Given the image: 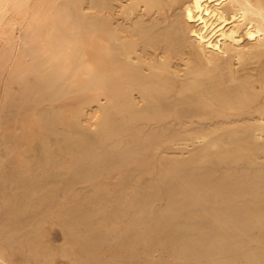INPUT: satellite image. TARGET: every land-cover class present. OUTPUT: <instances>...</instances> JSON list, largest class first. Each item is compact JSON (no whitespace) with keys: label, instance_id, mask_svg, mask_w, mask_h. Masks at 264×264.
<instances>
[{"label":"bare ground","instance_id":"obj_1","mask_svg":"<svg viewBox=\"0 0 264 264\" xmlns=\"http://www.w3.org/2000/svg\"><path fill=\"white\" fill-rule=\"evenodd\" d=\"M96 1L99 13L91 15L83 0H0V80L6 72L17 80L2 94L0 124L9 110L23 107L26 101L61 99L73 91L72 80L81 74L87 78L83 88L97 91L96 97L73 110L71 126H62L60 112L45 119L50 130L73 140L71 147L78 144L85 151L83 157L95 160L100 149L108 155L117 145L137 140L153 116L176 120L178 126L165 138V149L152 132L139 151L144 157L161 153V168L171 167L166 185L180 184L186 191L193 187L189 183L213 181L209 175L222 165V176L214 180L222 194L264 199L258 187L264 182V162L260 160L264 156V0ZM85 32L102 38L103 57L97 71L86 59ZM18 55L26 62L22 70L11 67ZM30 72L37 76L33 84L25 80ZM118 129L125 133L111 141V132ZM168 132L165 127V135ZM20 136V131L0 132V214L14 221L0 223V264H12L11 257L19 247L6 235L12 237L23 229L18 222L23 213L45 201L53 203L58 188L70 191L76 183L87 181L85 171L67 164L52 165L45 155L28 173L19 171L14 140ZM171 148L180 153H171ZM205 156L210 159L203 160ZM185 159L210 167L187 173L175 169ZM238 174H246L252 184L240 185L233 194V179ZM85 197L76 191L72 199L78 202ZM258 203L247 210L262 219L264 209ZM65 204L61 208L65 245L80 261L108 264L110 256L93 248V229L81 231L71 204ZM203 209L188 210L198 214ZM150 213L149 207L141 209L129 223L132 236L120 246L130 256L133 231L136 237L142 233ZM76 218L86 223L84 213ZM237 233L244 234V229ZM218 252L225 256L216 264L232 263L228 248ZM248 252L264 257V249L256 252L250 248Z\"/></svg>","mask_w":264,"mask_h":264},{"label":"rangeland","instance_id":"obj_2","mask_svg":"<svg viewBox=\"0 0 264 264\" xmlns=\"http://www.w3.org/2000/svg\"><path fill=\"white\" fill-rule=\"evenodd\" d=\"M83 2L87 13H99L96 0ZM83 48L93 69H100L103 57L100 34L85 32ZM25 64L24 57L18 55L11 67L22 70ZM36 79V74L30 72L25 80L28 84H33ZM16 81L9 78L8 72L1 77L0 102L6 87L10 82L14 85ZM86 81V77L78 74L72 80V92L55 102L48 98L36 103L26 101L23 107L9 110L0 124L2 133L10 135L21 132V136L14 140L19 171L28 173L27 169L45 155L52 165L67 164L73 169L77 167L85 171L87 179L86 182L76 183L70 191L64 187L58 188L53 192V203L45 201L41 205H34L29 213L20 216L17 221L23 229L12 237L6 235L8 241L19 247L11 257V263L22 264L29 260L30 264H90L93 259L80 261L70 246L65 245L66 231L62 223L61 208L67 203L71 204L75 225L81 231L87 227L93 229L96 237L93 248L110 256L108 264H146L148 261H154L155 264H216L225 256L218 252L221 248H228V253L232 256V263L229 264H264V257L253 256L248 252L250 248L256 249V252L264 249V218L258 219L253 211L247 210V207L258 202L261 209H264L263 198H232L222 194V188L214 181L222 176V165L217 166V170L209 175L213 180L211 182L189 183L188 186L193 187L186 191L180 184L168 186L166 184L171 167L164 170L161 168V153L147 157L139 153L146 136L152 132L157 133L162 149H165V138L178 126L176 120H161L153 116L144 126L140 138L129 144L117 145L108 155L104 149H100L98 152L101 155L95 160L83 157L85 151L76 146L78 144L71 147L69 142L73 140L66 138L63 133L50 130L45 116L48 118L54 112H60L62 126H71L73 110L96 97L97 91L83 88ZM115 98L118 99L119 95ZM113 116L118 117L114 113ZM165 127L169 130L166 135ZM26 132L29 135L26 136ZM124 133L122 129L111 132L110 140H119ZM204 148L205 145L200 150ZM169 151L180 153L177 148ZM209 159L210 156H205L203 160ZM260 160L264 162V156ZM207 167L210 165L200 167L190 159H185L175 169L187 173L190 169ZM57 173L60 174L59 170ZM236 176L233 179V194H236L240 185L252 184L246 174ZM258 187L264 193V182L258 183ZM76 191L85 193L86 197L81 201H74L72 196ZM200 206L204 209L198 214L188 210ZM146 207L151 209V213L146 218L142 233L136 237L133 231L134 250L130 256V251L121 249L120 244L132 236L129 223ZM81 213H84L86 223L78 222L76 215ZM261 217H264V213ZM0 223L12 224L14 221L0 214ZM224 225L230 229L223 228ZM239 229H244V234H238ZM183 246L188 248L187 251L180 249Z\"/></svg>","mask_w":264,"mask_h":264}]
</instances>
